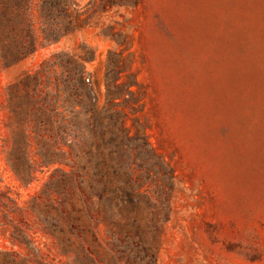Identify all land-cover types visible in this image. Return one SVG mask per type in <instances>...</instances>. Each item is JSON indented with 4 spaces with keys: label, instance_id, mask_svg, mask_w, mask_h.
I'll list each match as a JSON object with an SVG mask.
<instances>
[{
    "label": "rangeland",
    "instance_id": "1",
    "mask_svg": "<svg viewBox=\"0 0 264 264\" xmlns=\"http://www.w3.org/2000/svg\"><path fill=\"white\" fill-rule=\"evenodd\" d=\"M0 264H264V0H0Z\"/></svg>",
    "mask_w": 264,
    "mask_h": 264
},
{
    "label": "trees",
    "instance_id": "2",
    "mask_svg": "<svg viewBox=\"0 0 264 264\" xmlns=\"http://www.w3.org/2000/svg\"><path fill=\"white\" fill-rule=\"evenodd\" d=\"M16 8H17V10H18L19 7H16ZM15 10H16V9H15ZM16 13H17V11L14 12L15 17H16Z\"/></svg>",
    "mask_w": 264,
    "mask_h": 264
},
{
    "label": "built area",
    "instance_id": "3",
    "mask_svg": "<svg viewBox=\"0 0 264 264\" xmlns=\"http://www.w3.org/2000/svg\"><path fill=\"white\" fill-rule=\"evenodd\" d=\"M88 81V80H87Z\"/></svg>",
    "mask_w": 264,
    "mask_h": 264
}]
</instances>
